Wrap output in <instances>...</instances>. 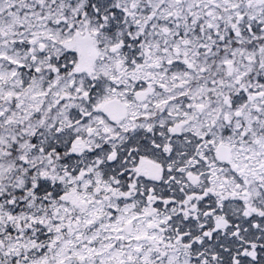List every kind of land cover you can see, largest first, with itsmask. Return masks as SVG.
I'll use <instances>...</instances> for the list:
<instances>
[{"label": "snow or ice", "instance_id": "obj_1", "mask_svg": "<svg viewBox=\"0 0 264 264\" xmlns=\"http://www.w3.org/2000/svg\"><path fill=\"white\" fill-rule=\"evenodd\" d=\"M0 264H264V0H0Z\"/></svg>", "mask_w": 264, "mask_h": 264}]
</instances>
